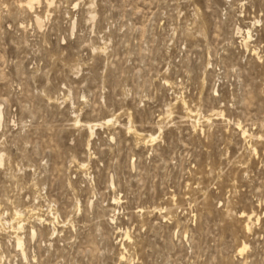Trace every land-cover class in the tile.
I'll list each match as a JSON object with an SVG mask.
<instances>
[{
	"label": "rangeland",
	"instance_id": "obj_1",
	"mask_svg": "<svg viewBox=\"0 0 264 264\" xmlns=\"http://www.w3.org/2000/svg\"><path fill=\"white\" fill-rule=\"evenodd\" d=\"M32 2L0 0V264H264V0Z\"/></svg>",
	"mask_w": 264,
	"mask_h": 264
},
{
	"label": "bare ground",
	"instance_id": "obj_2",
	"mask_svg": "<svg viewBox=\"0 0 264 264\" xmlns=\"http://www.w3.org/2000/svg\"><path fill=\"white\" fill-rule=\"evenodd\" d=\"M32 1H34V0H30V3H31ZM32 3H33V2H32ZM38 23H41V20H40V19H38ZM247 35H248V37L250 36L249 31L247 32ZM190 113L192 114V111H191V110H190ZM189 115H190V114H189ZM93 127H94V126H91L90 129H93ZM135 132H136V131H135ZM151 138H153V136H152ZM2 158H3V157H2V155H1L0 159H2ZM16 214L19 215V212L16 213ZM243 215H244V213H243ZM17 218H18V217H17ZM19 224H20V223H19ZM18 227H20V225H19ZM247 227L249 228V225H248ZM13 228H16V227H13ZM17 242H18V245H19V246H22V241H21V238H20L19 235H17ZM245 248H246V246L244 245V246L240 249V251H244Z\"/></svg>",
	"mask_w": 264,
	"mask_h": 264
}]
</instances>
